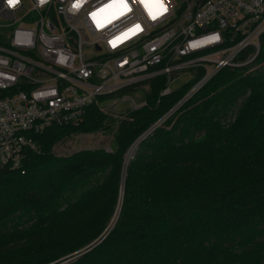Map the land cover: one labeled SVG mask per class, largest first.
Masks as SVG:
<instances>
[{
    "label": "trees",
    "instance_id": "obj_1",
    "mask_svg": "<svg viewBox=\"0 0 264 264\" xmlns=\"http://www.w3.org/2000/svg\"><path fill=\"white\" fill-rule=\"evenodd\" d=\"M252 64L220 69L155 127L193 78L159 95L155 75L144 105L110 114L98 97L79 124L30 133L21 168L0 166V264H264V61ZM79 132L109 135L108 150L51 151Z\"/></svg>",
    "mask_w": 264,
    "mask_h": 264
},
{
    "label": "built area",
    "instance_id": "obj_2",
    "mask_svg": "<svg viewBox=\"0 0 264 264\" xmlns=\"http://www.w3.org/2000/svg\"><path fill=\"white\" fill-rule=\"evenodd\" d=\"M263 35L264 0H0V166L21 168L30 133L79 124L98 97L102 111L137 108L116 92L162 74L165 95L171 73L193 70L155 127L220 69L264 53Z\"/></svg>",
    "mask_w": 264,
    "mask_h": 264
},
{
    "label": "rangeland",
    "instance_id": "obj_3",
    "mask_svg": "<svg viewBox=\"0 0 264 264\" xmlns=\"http://www.w3.org/2000/svg\"><path fill=\"white\" fill-rule=\"evenodd\" d=\"M261 62L254 65L252 64V68L254 69L257 65L262 63ZM171 80L168 82V86L171 90H177L180 89L184 84L191 81V79L194 77V71L191 69L186 70H179L171 73L170 75ZM136 88H133L127 96L132 98L136 106H139L143 103H145V94H146V86L143 84L136 85ZM131 108L129 106V99L119 102L116 105V110L114 108H111L109 111L110 114H115V112L120 113L118 110H125ZM109 135L103 134V133H85V132H79L76 134H71L62 140H59L54 145H52V150L54 154L56 155H63V154H69L76 150L82 149V148H93V147H102L105 150H108V144H109ZM36 143L34 141H31V146H29L33 150H37ZM132 149L129 150V152L126 153V155L129 157L130 152ZM127 159V158H126ZM120 196H121V189H120ZM120 203V202H119ZM118 203V204H119ZM119 206H117L115 213L112 215L110 221L112 222L110 224V227L113 225V222L117 216Z\"/></svg>",
    "mask_w": 264,
    "mask_h": 264
},
{
    "label": "snow or ice",
    "instance_id": "obj_4",
    "mask_svg": "<svg viewBox=\"0 0 264 264\" xmlns=\"http://www.w3.org/2000/svg\"><path fill=\"white\" fill-rule=\"evenodd\" d=\"M11 2H15V0H11ZM75 7H80V4L77 3V4L75 5ZM163 11L166 12V11H167V8H164ZM161 14H162V13H161ZM153 18L155 19V17H153Z\"/></svg>",
    "mask_w": 264,
    "mask_h": 264
},
{
    "label": "water",
    "instance_id": "obj_5",
    "mask_svg": "<svg viewBox=\"0 0 264 264\" xmlns=\"http://www.w3.org/2000/svg\"><path fill=\"white\" fill-rule=\"evenodd\" d=\"M137 144V143H136ZM136 144L133 146V148H132V151L130 152V154H129V157L132 155V153L135 151V147H136Z\"/></svg>",
    "mask_w": 264,
    "mask_h": 264
},
{
    "label": "clouds",
    "instance_id": "obj_6",
    "mask_svg": "<svg viewBox=\"0 0 264 264\" xmlns=\"http://www.w3.org/2000/svg\"><path fill=\"white\" fill-rule=\"evenodd\" d=\"M77 8H79V7H77Z\"/></svg>",
    "mask_w": 264,
    "mask_h": 264
}]
</instances>
